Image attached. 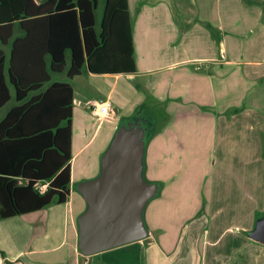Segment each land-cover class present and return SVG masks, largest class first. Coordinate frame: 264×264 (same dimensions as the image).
Instances as JSON below:
<instances>
[{
  "label": "crops",
  "instance_id": "obj_1",
  "mask_svg": "<svg viewBox=\"0 0 264 264\" xmlns=\"http://www.w3.org/2000/svg\"><path fill=\"white\" fill-rule=\"evenodd\" d=\"M36 1L40 3L44 0ZM249 1L128 0L135 52V71L95 73L84 70L82 74L75 75L70 79L66 70L62 72L48 70L52 74V81H70L73 85V115L75 106H77L76 103L88 109L95 100H107L111 103L110 115L104 119L98 118L99 124L92 137L77 152L81 153L92 141L97 130L105 125L108 140H110L114 133L113 129L118 130L125 117L134 114L137 112L136 108L139 109L142 108L141 105L143 106L142 99L135 101V107L128 113L122 106L127 99L126 93L115 95L113 88L107 92L102 91L98 87L100 82H96L94 79L99 76H111L117 80L123 76L152 75L160 67L170 66V62L163 64H156V62L171 57L173 53H169L173 50V47L178 52L179 47L174 42L179 39L185 41L183 38L187 35H200L203 38L202 41L200 40V46L206 45L202 49L208 47L207 50H204L207 52L213 49V53L210 54L189 55L188 58L181 59L183 62L189 60L195 62L194 70L196 73L202 71L198 74L202 80L201 82L204 80L202 78H205L204 81L212 82L211 78L221 76L222 74L218 71L223 63L239 66L250 65V70L246 68L241 71L242 76L250 79L253 76L261 77L254 81L261 80L264 76V5L262 4L264 0H252L251 2H254V4L247 3ZM100 2L101 5L104 4V0ZM101 5L98 11H100ZM236 8L239 9L238 14L235 13ZM101 18L102 15L99 22ZM214 26L223 29V33L229 37L224 38L220 43H216L212 32L209 31ZM25 33L26 31L23 28H18L16 31V34L19 35ZM37 33L40 35L42 31ZM40 36H43V34ZM5 37L6 40L4 41L0 39V64H3L2 75H0V100L4 99L7 90L10 91L11 99L6 103H1L0 119L16 103V87L8 75L13 39L7 41V34H5ZM24 45V51L27 52L30 48H27V44ZM39 46L41 50L45 47L43 43ZM190 46V44L182 43V50H188ZM216 52L229 55L230 58L221 60ZM46 56L45 54L38 56V59H41L42 64L40 67L43 71ZM67 62L70 63V53L67 56ZM78 83L85 89H92L94 94L84 93L83 90L77 87ZM50 84L48 83L45 87ZM39 91L40 89L36 93ZM159 96L163 95L160 94ZM146 112L152 114V111L146 110ZM145 115L146 113L144 116L139 117L146 127L144 176L149 182L160 187H158L157 195L147 206L146 216L151 231L150 235L144 239L94 254H84L81 251L78 220L86 210L88 203L79 190V185L81 182L97 177L101 172L102 162L98 171L93 172L92 175L87 174V172L77 174L75 162L78 153L73 152L74 129L72 128L73 157L70 161L71 193L69 199L64 203H54L36 211L1 218L0 264H193V256L197 254L194 244L199 242L204 245L201 252V264H208V260L211 259L212 262L209 264H264V243L254 240L241 231V228H246L244 225L240 229L238 226L241 224L230 230L225 229L223 232L219 229L214 231L209 228L208 221L200 224L199 220H204L203 217L201 218L202 215L197 217L196 220L193 218L187 222L188 218L185 216L178 218V220L176 218L174 222L173 215H170V212H178V216L180 213L184 214L185 211L193 210L194 207L182 199L186 191L180 189L179 187L182 186L176 184L175 176L177 174L171 175L173 174L172 164L187 163L191 157L197 156L195 152L193 154L189 153L191 147L195 146L192 144H196V142L188 137L189 132L180 135L176 137L178 138L177 143H179V149L175 152L176 155H169L167 147L172 144V137H170L172 127H165L169 116L166 115V122L162 121L163 124L158 131V129L150 127L151 124L146 121ZM245 115L249 126L252 127L250 131L255 133L257 135L256 139L263 143L264 127H260L259 124L264 123V112L255 116L248 113ZM150 135V140L147 143ZM181 149L186 150L185 154L184 151L181 152ZM101 152L103 155L105 151L102 150ZM255 154L256 152L253 153V155ZM261 208L260 211L264 212V202ZM194 215V213H191L189 217ZM173 227L183 232V238L178 241L179 244L177 243L178 257L164 251L162 246L157 244L160 241L158 235H166ZM227 233L230 236H227ZM150 244L152 248L148 249ZM154 251H157L158 254H153ZM43 253L46 254L43 255Z\"/></svg>",
  "mask_w": 264,
  "mask_h": 264
},
{
  "label": "rangeland",
  "instance_id": "obj_2",
  "mask_svg": "<svg viewBox=\"0 0 264 264\" xmlns=\"http://www.w3.org/2000/svg\"><path fill=\"white\" fill-rule=\"evenodd\" d=\"M251 1L247 3L254 4ZM262 4L264 5V2ZM103 6L104 4L98 11L99 18ZM238 10L236 8V14ZM209 31L212 32L216 43L229 37L223 33V29L216 26ZM202 39L200 35H187L183 38L185 41L176 40L174 44L179 47V51H175L173 47L169 53H173L171 57L156 62V64L170 62V66L160 67L152 75L123 76L117 80L111 76H99L94 80L100 82L98 87L102 91L107 92L113 88L115 95L126 93L127 102L120 103L128 113L135 107V101L142 99V108H136L135 116L130 114L125 117L122 125L135 124L137 117L148 110L152 111V114L146 116V121L151 123L153 129L159 131L162 121L166 122L168 115L165 127H172L170 134L172 144L167 147L169 155H176L175 152L179 149L176 137L189 132L188 137L195 140L196 144H192L195 146L191 147L189 153L195 152L197 156L191 157L187 163L172 164L171 175L177 174L176 184L186 191L182 199L194 207L193 210L185 211L178 216V212H170L174 222L176 218L178 220L186 216L188 222L202 215L201 218L204 220H199L200 224L208 221L209 228L214 231L219 229L223 232L241 224L238 226L239 229L244 225L246 228L240 230L251 237L249 232L264 215L257 217L264 202V140L261 143L256 139L257 135L250 131L252 127L249 126L245 114L255 116L264 112V76L261 80L254 81L261 77L253 76L250 79L241 74L243 69L250 70V65L223 63L218 71L221 76H214L211 78L212 82L204 81L205 78H202L204 80L201 82L198 74L202 71L196 73L195 62L193 60L183 62L181 59H186L189 55L213 53V49L210 52L204 51L208 47L202 49L206 46L205 44L200 46ZM182 43L191 46L183 51ZM218 57L221 60L230 58L229 55L222 53H218ZM77 87L84 93H89L88 95L94 94L92 89H85L79 83ZM160 94L163 96H159ZM76 104L73 115L74 153H78L77 151L92 137L99 124L98 118L94 117L90 109ZM259 125L264 127V123ZM113 131L114 136L117 129L114 128ZM107 134L105 125L97 130L92 141L78 153L75 162L78 175L86 172L92 175L98 171L103 157L101 151L106 152L113 137L108 140ZM182 151L185 154L186 150L181 149ZM153 198L154 196L150 198L147 206ZM147 206L144 215L146 225L150 229L146 216ZM191 213L195 215L189 217ZM182 235L181 230L173 227L166 235H158L160 241L157 244L161 245L164 251L178 257L177 243L183 238ZM227 236L230 234L227 233ZM150 248L151 244L148 246V249ZM194 248L197 254L193 256V264H201L204 245L199 242L194 244ZM152 253L158 254L157 251ZM210 262L212 259L208 260V264Z\"/></svg>",
  "mask_w": 264,
  "mask_h": 264
},
{
  "label": "trees",
  "instance_id": "obj_3",
  "mask_svg": "<svg viewBox=\"0 0 264 264\" xmlns=\"http://www.w3.org/2000/svg\"><path fill=\"white\" fill-rule=\"evenodd\" d=\"M100 1L0 0V39H13L8 75L16 87V103L0 119V219L64 203L71 193L74 88L48 70L70 79L84 70H136L128 0H104L99 22ZM6 92L0 105L11 99Z\"/></svg>",
  "mask_w": 264,
  "mask_h": 264
},
{
  "label": "water",
  "instance_id": "obj_4",
  "mask_svg": "<svg viewBox=\"0 0 264 264\" xmlns=\"http://www.w3.org/2000/svg\"><path fill=\"white\" fill-rule=\"evenodd\" d=\"M121 125L102 157L100 174L82 182L79 190L88 206L79 217V247L84 254L141 240L149 235L145 207L158 185L144 176L146 127ZM250 236L264 243V215Z\"/></svg>",
  "mask_w": 264,
  "mask_h": 264
},
{
  "label": "built area",
  "instance_id": "obj_5",
  "mask_svg": "<svg viewBox=\"0 0 264 264\" xmlns=\"http://www.w3.org/2000/svg\"><path fill=\"white\" fill-rule=\"evenodd\" d=\"M91 112L93 113L94 116L100 119L107 118L112 110L111 103L109 101H99L95 100L91 105H90Z\"/></svg>",
  "mask_w": 264,
  "mask_h": 264
}]
</instances>
